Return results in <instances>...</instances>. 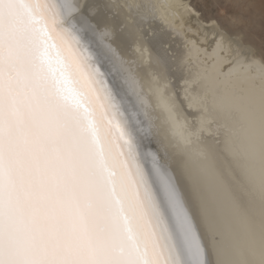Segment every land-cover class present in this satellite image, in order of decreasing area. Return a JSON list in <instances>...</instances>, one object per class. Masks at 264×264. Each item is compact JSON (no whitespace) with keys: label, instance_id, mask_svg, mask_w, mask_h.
<instances>
[{"label":"snow or ice","instance_id":"obj_1","mask_svg":"<svg viewBox=\"0 0 264 264\" xmlns=\"http://www.w3.org/2000/svg\"><path fill=\"white\" fill-rule=\"evenodd\" d=\"M64 7L75 8L71 0ZM63 12L58 0H0V264H200L201 253L212 264L194 219L181 208L170 213L160 199L145 155L156 144L140 139L134 147V127L55 27ZM158 14L168 27L156 23ZM226 15L190 25L191 47L169 31L174 15L154 0H84L73 19L96 27L130 22L150 50L138 70L162 77L177 99L184 91L195 105L189 111L180 102L184 117L216 130L205 139L219 150L224 128L246 123L264 157V49ZM218 229L228 259L264 264V199L244 235L227 220ZM68 239L70 246L57 243Z\"/></svg>","mask_w":264,"mask_h":264},{"label":"bare ground","instance_id":"obj_2","mask_svg":"<svg viewBox=\"0 0 264 264\" xmlns=\"http://www.w3.org/2000/svg\"><path fill=\"white\" fill-rule=\"evenodd\" d=\"M83 2L71 0L75 8L69 10L64 7L66 0H58L64 8V19L58 21L55 27L68 35L77 53L95 75L98 87L111 98L120 118L134 127L137 134L134 147L140 139H151L156 144V151L148 149L145 155L152 181L161 201L167 203L169 212L181 208L186 220L191 222L194 219L195 228L204 236L212 264H236L226 257L221 244L214 240L213 235L221 236L218 224L222 220L229 221L240 235L247 233L250 214L264 199V157L254 147L255 134L246 123L235 128H224L223 143L218 150L216 144L205 139L215 135L216 130L210 132L205 126L206 122L200 119L193 126V121L186 119L180 111L181 101L185 110L191 111L193 109L190 107H195L189 103L184 91L179 92L177 99L167 91L162 77L157 79L151 72L138 70L146 65L150 50L147 44H141L130 22L125 21L121 27L110 22L99 27L91 23L77 24L73 17L78 15L79 6ZM103 2L123 5L135 4L140 0ZM154 2L164 5L168 13L174 15L176 27L174 31L169 28V31L182 44L188 43L191 47L184 36L185 32L191 33L190 24H185L183 29L181 25L194 11L182 0ZM156 23L168 27L162 14L157 15ZM118 37L127 41V47L121 44ZM55 56L54 49L53 62ZM109 81L116 86L115 94ZM121 108L123 112L119 111ZM198 137L201 140L195 139L194 142L193 138ZM189 140L190 144L187 143ZM199 151L203 152L205 158L196 154ZM129 163L133 167L137 165L136 160ZM233 170L239 176V181L235 179ZM170 193L173 194L171 200ZM192 237L195 243V229ZM57 243L67 247L73 241L68 239ZM200 264H203L202 253Z\"/></svg>","mask_w":264,"mask_h":264},{"label":"rangeland","instance_id":"obj_3","mask_svg":"<svg viewBox=\"0 0 264 264\" xmlns=\"http://www.w3.org/2000/svg\"><path fill=\"white\" fill-rule=\"evenodd\" d=\"M182 2L194 11L186 18L187 24L192 25L199 20L203 26L207 27L210 23L209 18H216L226 12L227 15L221 18L233 20L236 25L235 30L243 35L258 52L264 49V3L262 0H182ZM188 35L191 36L192 33ZM182 127L184 129L185 126ZM195 139L201 140L199 137L193 138L194 142ZM187 143L190 144V140ZM202 153L199 151L196 154L205 158ZM213 236L215 240V237L220 235Z\"/></svg>","mask_w":264,"mask_h":264}]
</instances>
